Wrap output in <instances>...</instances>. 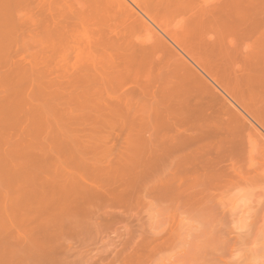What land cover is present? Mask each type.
Returning a JSON list of instances; mask_svg holds the SVG:
<instances>
[{
	"label": "rangeland",
	"instance_id": "1",
	"mask_svg": "<svg viewBox=\"0 0 264 264\" xmlns=\"http://www.w3.org/2000/svg\"><path fill=\"white\" fill-rule=\"evenodd\" d=\"M223 83L264 107V0H0V264H264Z\"/></svg>",
	"mask_w": 264,
	"mask_h": 264
},
{
	"label": "bare ground",
	"instance_id": "2",
	"mask_svg": "<svg viewBox=\"0 0 264 264\" xmlns=\"http://www.w3.org/2000/svg\"><path fill=\"white\" fill-rule=\"evenodd\" d=\"M148 8V7H147ZM146 10H148V12L149 11H151L152 9H146ZM147 12V11H146ZM153 12V11H152ZM152 12H149V13H151L152 14ZM154 14V13H153ZM152 14V15H153ZM139 16V15H138ZM145 17L147 18V15L145 14ZM149 17H150V14H149ZM139 18V17H138ZM141 18V17H140ZM143 18V17H142ZM155 18V17H154ZM145 19V18H144ZM153 19V18H152ZM156 19V18H155ZM141 20V19H140ZM150 20V19H149ZM148 20V21H149ZM144 21V20H143ZM150 22H152L151 20H150ZM144 24V23H143ZM149 26V25H148ZM176 38V37H175ZM174 38V39H175ZM174 39H172V40H174ZM177 39V38H176ZM178 40V39H177ZM178 42H180V40L179 41H177V43ZM177 43H175V44H177ZM180 44H181V42H180ZM178 45V47H180L179 46V43L177 44ZM182 45V44H181ZM182 48H183V46H181ZM181 47H180V49H181ZM184 50H185V52L186 51H188V50H186L185 48H184ZM182 51H183V49H182ZM184 52V51H183ZM187 53V52H186ZM188 56H190L191 58L190 59H192V61L195 63V64H197V66L200 68V70L208 77V78H210V80H212V81H214L215 83H220L218 80H217V78H215L214 76V73H213V75H212V71H208L205 67H203L202 65H200V63L197 61V58L195 59V57L193 58L192 56V54H190V55H188ZM178 64V63H177ZM176 64V65H177ZM179 64H181V63H179ZM181 66H182V64H181ZM182 68V67H181ZM179 70H180V68H179ZM191 71V70H190ZM190 71H185V73H189ZM182 73H183V71H182ZM184 74V73H183ZM185 75V74H184ZM197 77V76H196ZM200 77H203V76H200ZM199 77V78H200ZM205 77H203L202 79L200 78V80H201V82H202V80L204 79ZM204 82H205V80H204ZM203 82V83H204ZM207 83H208V81H206ZM213 82V83H214ZM199 84H200V82H199ZM198 84V85H199ZM229 83H227V85H228ZM201 85H203V84H201ZM205 85V84H204ZM226 84H225V86H224V83H223V85H220L221 87L223 86V88H220V89H222V91H223V93L227 96V98L230 100H228V99H226V96L224 97L223 96V98H225V100L227 101L226 103H225V105H223V114H225L226 116H228V119H227V122H228V127H224V124H223V127L227 130H225L224 131V134H223V142H226L228 145H226L225 146V144H224V146H223V176L224 177H227V179H229L228 177H231L232 178V176H231V174L229 173L231 170V172H235L234 170L236 169V167H228V168H226L225 166H224V163L227 161L228 163H229V161L231 162L230 163V165L232 164V163H234V161L235 162H237V160H238V162H239V159H245V160H247V161H249L248 159H246V158H253V157H257L258 158V162L256 161V163H258V164H256V163H254V161L252 162V163H250L251 161H249V163L250 164H254L253 166H254V168H256L257 169V167L259 168V167H262V168H264L263 166H264V107H260L258 104H256L255 102H253V101H250V102H248L249 100L248 99H246V100H244L243 98L244 97H241V96H239V95H237V91L235 92V90H234V87L232 86V89L231 88H229V87H226L227 86ZM229 86V85H228ZM230 86V87H231ZM199 89V88H198ZM236 89V88H235ZM204 92V91H203ZM207 92V91H206ZM223 94V95H224ZM207 96V95H206ZM205 96V97H206ZM208 96H210V95H208ZM213 96V95H212ZM201 98V97H200ZM203 98V97H202ZM210 98V97H209ZM205 99V98H204ZM224 100V101H225ZM201 101V100H200ZM254 104H252V103ZM207 103V102H206ZM224 103V102H223ZM200 104V103H199ZM205 103H202L201 104V107H203L202 105H204ZM228 104H229V106H228ZM235 106V109L233 110V108L231 109V106L233 107V105ZM255 104H256V106H255ZM264 104V103H263ZM257 106H259V107H257ZM204 107H205V105H204ZM203 107V109H205ZM208 107H210V105H207L206 106V108H208ZM209 110V109H208ZM211 110V109H210ZM206 112V111H205ZM204 112V113H205ZM226 122V121H225ZM226 126V125H225ZM223 128V129H224ZM247 134V136H248V138L249 139H247V137H246V140H249V142H246V140H245V135ZM253 138V140L251 141V139ZM149 145V144H148ZM149 149V148H148ZM147 149V150H148ZM153 149V148H152ZM151 149V150H152ZM157 152V151H156ZM155 153V152H154ZM150 156V155H149ZM151 156H153L152 154H151ZM154 157H156V155H154ZM150 158V157H149ZM243 159V160H244ZM252 160V159H251ZM253 160H255V159H253ZM241 161V160H240ZM226 162V163H227ZM242 162V161H241ZM244 163V162H243ZM243 163H237V164H235V165H242ZM248 163V165L250 166V164ZM234 165V164H233ZM234 165V166H235ZM245 165V164H244ZM255 165H260V166H257V167H255ZM246 168V167H245ZM249 168V167H248ZM247 168V169H248ZM251 168V167H250ZM234 169V170H233ZM246 169V170H247ZM261 169V168H260ZM240 172H238V171ZM244 170V169H243ZM250 170H252V168L250 169ZM263 170V169H262ZM229 171V172H228ZM238 172V173H237ZM248 172V171H247ZM252 172V171H251ZM258 172H260V171H258ZM264 172V171H263ZM242 172L239 170V169H236V173H234V174H236V175H238L239 176V174L240 175H242L241 174ZM250 173V172H249ZM234 174H232V175H234ZM245 174V173H244ZM250 174H252V173H250ZM250 174H248V175H250ZM254 175H256L257 177H254ZM264 175V174H263ZM260 174L258 173H256V174H253V179H252V177H248V178H250V179H252V180H254V179H256V182H254V183H256L255 185L257 186V187H259L262 191H259L258 190V192H260V195L259 196H256V197H254V199L255 200H251V203H254V204H259L258 206H260V205H264V201L263 200H261L262 202H258V200L259 199H261V198H263V197H261V196H263V194H264V176H263V178L261 179L260 177ZM237 177V176H236ZM258 177L261 179V181L258 179ZM240 178V177H239ZM243 179H241L240 178V180L242 181V180H244V178L246 179V181H249L250 182V180H247V177H242ZM224 179V178H223ZM235 179L236 178H232V181H230V183H233V181H235ZM239 180V179H238ZM238 180H236V183H237V181ZM258 180H259V182H261V183H258ZM241 181H239L240 182V184H244V183H242ZM243 182H245V181H243ZM253 182V181H252ZM247 183V185L249 186V183L248 182H246ZM246 183H245V186H246ZM259 184V185H258ZM260 184H261V187H260ZM234 186H235V184H234ZM236 186H241V185H238V183H237V185ZM235 186V189L237 188ZM244 187V186H243ZM228 188V187H227ZM230 188H231V186H230ZM256 187H254V189H255ZM259 188H256V191H257V189H259ZM232 189H234L233 187H232ZM232 189H231V191H232ZM258 192H255L254 194L256 195V193L257 194H259ZM247 194H248V191H247ZM261 197V198H260ZM248 198V197H247ZM259 198V199H258ZM224 199V198H223ZM227 201V200H226ZM226 201H224L223 200V205H224V203H225V207L226 208H228L229 209V207H227L228 205H229V202H226ZM227 203H228V205H227ZM263 203V204H262ZM245 204H246V202H245ZM235 205V204H234ZM229 206H232L231 205V202H230V205ZM243 206H246V205H243ZM250 206V204L249 205H247V208ZM255 206V207H254ZM253 206V204H252V208L251 209H255L254 211H251V214H252V217H254V221L252 222V225H251V220H253V219H251L250 221H249V223H247L248 225L250 224L251 226H252V230L251 231H249V229H247V228H243L242 227V229H244L245 231H247L245 234H243L242 232H240L239 234H238V232H235V234H236V236L234 237V236H231V230H230V232L228 231V230H226V232L224 231L223 232V234H224V237L226 238V239H224V240H227L228 239V242H230L231 241V239L230 238H234L233 240H236V241H233V242H236V243H239V244H241V245H239L238 244V246L240 247L241 246V253H240V251H239V249L237 250V251H239V253H240V256H250V254L251 255H253V256H264V206H262L261 208H258V206L257 205H254ZM223 208V209H226V208ZM251 207V206H250ZM249 207V208H250ZM239 208H241V207H239ZM243 209V208H242ZM245 209H246V207H245ZM250 209V210H251ZM230 210V209H229ZM237 210V209H236ZM235 210V211H236ZM233 211V210H232ZM238 211V210H237ZM243 211H244V209H243ZM224 213H225V211H223ZM226 212L227 213H229L227 210H226ZM231 212V211H230ZM232 213V212H231ZM240 213V212H239ZM238 212L237 213H232L233 215H235V214H239ZM226 214V213H225ZM224 214V215H225ZM241 214V213H240ZM250 214V215H251ZM233 215H229V217L232 219V216ZM242 215V214H241ZM244 215H245V213H244ZM226 217H228V216H226ZM238 217V216H237ZM240 217H242L243 218V216H240ZM229 218V219H230ZM236 218V217H235ZM234 218V219H235ZM239 218V217H238ZM244 218H247V216L246 217H244ZM244 218L242 219V221H246V220H244ZM230 219V220H231ZM240 221H241V219H239ZM229 221V220H228ZM233 221V220H232ZM231 221V222H232ZM225 223V222H224ZM224 223H223V225H224ZM229 224H228V226L231 224L230 222H228ZM233 223H235L234 221H233ZM241 224H243V223H241ZM232 225V224H231ZM250 225H249V227H250ZM243 226V225H242ZM225 227H226V225H225ZM225 227H224V229H225ZM233 228V226H230V228ZM245 227V226H244ZM248 227V228H249ZM231 228V229H232ZM235 228V227H234ZM241 228V227H240ZM251 228V227H250ZM235 231H237V230H235ZM234 232V231H233ZM234 234V233H233ZM229 239H230V241H229ZM250 240L252 241L251 243H250ZM226 242V241H225ZM227 243V242H226ZM227 245H228V243H227ZM230 245H232V244H230ZM249 245H251V247H252V245H253V247L255 246V249L254 250H250V246ZM229 246V245H228ZM235 248V247H234ZM232 250H234V249H232ZM236 251V250H235ZM252 251V252H251ZM253 253V254H252Z\"/></svg>",
	"mask_w": 264,
	"mask_h": 264
}]
</instances>
